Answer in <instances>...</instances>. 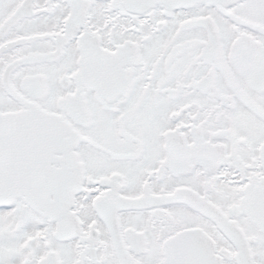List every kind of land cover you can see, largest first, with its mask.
Wrapping results in <instances>:
<instances>
[{
  "label": "snow or ice",
  "instance_id": "1",
  "mask_svg": "<svg viewBox=\"0 0 264 264\" xmlns=\"http://www.w3.org/2000/svg\"><path fill=\"white\" fill-rule=\"evenodd\" d=\"M0 264H264V0H0Z\"/></svg>",
  "mask_w": 264,
  "mask_h": 264
}]
</instances>
